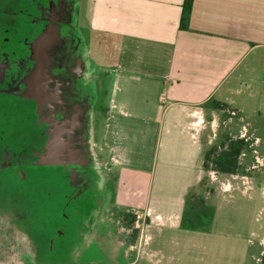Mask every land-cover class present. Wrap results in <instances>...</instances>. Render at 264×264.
Listing matches in <instances>:
<instances>
[{
	"label": "crops",
	"instance_id": "1",
	"mask_svg": "<svg viewBox=\"0 0 264 264\" xmlns=\"http://www.w3.org/2000/svg\"><path fill=\"white\" fill-rule=\"evenodd\" d=\"M182 3L78 4L109 78L97 127L113 192L117 206L137 216L143 242L146 231L163 226V217L173 229L182 226L181 197L202 181L206 185L204 157L218 131L252 136L233 119L251 115L249 100L264 91V0H193L188 29L179 28ZM210 99L227 106L213 108ZM254 139L257 148L260 139ZM145 146L158 188L141 198L139 189H128V173L147 170L139 162ZM161 200L176 208L162 216Z\"/></svg>",
	"mask_w": 264,
	"mask_h": 264
},
{
	"label": "flooded vegetation",
	"instance_id": "2",
	"mask_svg": "<svg viewBox=\"0 0 264 264\" xmlns=\"http://www.w3.org/2000/svg\"><path fill=\"white\" fill-rule=\"evenodd\" d=\"M59 5V0H0V168L17 173L19 180L26 177L21 167L55 170L52 181L65 179L69 190L61 213L68 209L85 223L81 235L87 242L104 239L93 224L104 201L106 219L116 225L122 213L121 220L137 234L136 219L131 226L129 212L117 206L98 133L109 81L106 65L94 53L79 5L70 20L60 17ZM114 237L119 254L98 264H135L137 255L127 252L133 243L120 238L117 225ZM34 251V263L50 262Z\"/></svg>",
	"mask_w": 264,
	"mask_h": 264
},
{
	"label": "rangeland",
	"instance_id": "3",
	"mask_svg": "<svg viewBox=\"0 0 264 264\" xmlns=\"http://www.w3.org/2000/svg\"><path fill=\"white\" fill-rule=\"evenodd\" d=\"M263 92L249 100L251 103L246 108L251 115L233 119L234 124H245L252 134L245 135L247 144L238 157L237 172H217L212 168L211 159L204 160L206 185L203 187L202 181L200 187H190L181 197L179 207L184 212L179 229L170 227L163 217V226L146 231L148 240L143 242L137 216V234H134L129 224L121 220L122 213H118L120 221H116V225L120 238L133 243V246L127 245V252L134 257L137 255L135 264H261L264 250ZM222 131V128L218 131V138L209 150L221 149L220 143L227 142L228 133ZM240 133L231 135L236 138ZM253 137L260 139L258 149ZM144 152L139 162L147 168L151 157L148 146L144 147ZM21 169L26 177L19 180L17 173L0 168V264H36L32 258L34 250L41 257L50 258L48 264H98L119 254L114 237L116 225L111 222L114 220L106 219V201L93 222L96 231L105 234L104 239L98 241L99 244L87 242L81 235L87 230L85 223L74 218L68 209L61 213V208L65 207L64 195L69 192L66 180L52 181L55 170L51 168ZM128 174H131L128 176L130 192L139 189L143 194L141 198H145L148 189H153V196L156 194L157 170L151 179L148 168ZM172 192L168 186L167 193ZM152 206L157 208L155 203ZM159 206L157 211L162 216L176 208L173 202L164 200ZM22 233L27 235L25 239ZM49 238L51 245H48Z\"/></svg>",
	"mask_w": 264,
	"mask_h": 264
},
{
	"label": "trees",
	"instance_id": "4",
	"mask_svg": "<svg viewBox=\"0 0 264 264\" xmlns=\"http://www.w3.org/2000/svg\"><path fill=\"white\" fill-rule=\"evenodd\" d=\"M193 0H183L182 10L179 21L180 29H188V23L190 18V13L192 10ZM207 104L213 108L225 109L226 104L215 100L210 99L207 101ZM246 140L243 137H227V142H221V149L217 147H212L204 157V160L207 161L211 159L212 168L220 173L226 174H235L238 170V157L242 152L243 147L246 145ZM204 161V165H205ZM208 166V165H207ZM126 220L131 224H134L136 216L134 213L129 212L125 213ZM137 232V230L135 229ZM261 264H264V250L261 256Z\"/></svg>",
	"mask_w": 264,
	"mask_h": 264
},
{
	"label": "water",
	"instance_id": "5",
	"mask_svg": "<svg viewBox=\"0 0 264 264\" xmlns=\"http://www.w3.org/2000/svg\"><path fill=\"white\" fill-rule=\"evenodd\" d=\"M60 5L58 6V12L60 14V17L66 18L68 20L72 19V18H76V12L75 9L77 7V5L79 4V0H59ZM42 63L39 60L38 63V70H40ZM83 124V129L85 130V132H87L89 130V127H87V122L86 120H82L81 121Z\"/></svg>",
	"mask_w": 264,
	"mask_h": 264
}]
</instances>
